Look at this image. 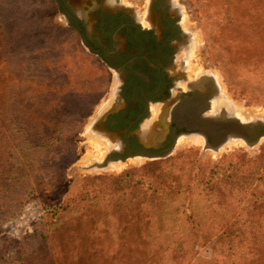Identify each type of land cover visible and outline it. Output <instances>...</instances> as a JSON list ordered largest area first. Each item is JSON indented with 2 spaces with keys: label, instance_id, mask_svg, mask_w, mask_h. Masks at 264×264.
Instances as JSON below:
<instances>
[{
  "label": "rangeland",
  "instance_id": "rangeland-1",
  "mask_svg": "<svg viewBox=\"0 0 264 264\" xmlns=\"http://www.w3.org/2000/svg\"><path fill=\"white\" fill-rule=\"evenodd\" d=\"M175 2L183 28L192 35L191 68L213 78L217 96L239 113V122H264V0ZM0 23L5 28L0 29V101L5 102L0 105V175L6 173L0 178V264H59L48 253L56 247L46 232L53 210L88 208L126 174L128 187L139 180L147 184L155 163L160 174L191 187L197 179H219L239 169L236 179L263 191L256 179L264 171V137L232 139L219 151L199 137H182L159 159L106 165L117 140L94 125L111 109L115 73L81 45L54 0H1ZM75 95L84 97V106ZM68 96L74 97L71 103ZM42 144L46 147L39 149ZM100 163L103 168H92ZM94 240L86 243L99 255L120 250L117 235ZM211 259L210 246L198 245L187 264Z\"/></svg>",
  "mask_w": 264,
  "mask_h": 264
},
{
  "label": "flooded vegetation",
  "instance_id": "flooded-vegetation-1",
  "mask_svg": "<svg viewBox=\"0 0 264 264\" xmlns=\"http://www.w3.org/2000/svg\"><path fill=\"white\" fill-rule=\"evenodd\" d=\"M54 1L81 45L115 73L111 109L94 125L117 140L107 160L164 157L182 137H199L206 147L213 146L204 133L173 122L179 114L190 118L191 128L201 120L239 122L217 96L213 78L191 68L192 35L182 26L175 0ZM213 103L218 107L215 113ZM239 123L251 127L253 135L246 139L229 135L222 147L232 139L250 142L264 136V127Z\"/></svg>",
  "mask_w": 264,
  "mask_h": 264
},
{
  "label": "trees",
  "instance_id": "trees-1",
  "mask_svg": "<svg viewBox=\"0 0 264 264\" xmlns=\"http://www.w3.org/2000/svg\"><path fill=\"white\" fill-rule=\"evenodd\" d=\"M0 29L5 31L1 23ZM72 99L68 96L67 103ZM75 99L85 105L83 96ZM51 135L48 131L47 137ZM150 167L154 172L147 184L139 180L128 187L126 174L95 204L96 198L89 201L88 208L53 210L46 232L56 247H49L48 253L53 252L59 264H187L196 246L209 245L210 264H264V171L256 179L263 189L258 193L250 183L236 179L239 169L219 174V179H197L191 187L160 174L157 163ZM101 201L106 205L99 207ZM233 214L236 218H228ZM103 234L104 239L117 235L121 244L117 255L102 256L94 245H87L90 238L95 242Z\"/></svg>",
  "mask_w": 264,
  "mask_h": 264
},
{
  "label": "water",
  "instance_id": "water-1",
  "mask_svg": "<svg viewBox=\"0 0 264 264\" xmlns=\"http://www.w3.org/2000/svg\"><path fill=\"white\" fill-rule=\"evenodd\" d=\"M107 113H104L102 115V117L97 119V121H95V124H96V122H97V124L100 123V121L102 119H104V117L106 116ZM175 118H177V122H176ZM174 121L176 124L184 123V125L186 126L188 131L196 130V131H200V132L204 133L207 137H209L211 139L213 146L208 147V148L212 149L213 151H219V149L223 145L222 144L223 140L225 139V137H227L229 135H231L232 137L237 136V137H241V138H245V139L247 137H251L253 135L251 127L242 126L241 123H239L235 119H231V120L222 119V120H214V121H212V120H201L199 126L193 127V128L187 127L189 122H191V120L188 116H181L179 114V115L173 117V122ZM180 121H181V123H178ZM255 125H260V126L264 127V122H256L254 124V126ZM170 153H171V151L168 152L167 155H169ZM147 158L151 159V160H156V159H159L160 157H150V158L147 157ZM104 163L106 165H110L113 162L106 159L104 161ZM92 168L101 169V168H103V163L96 164Z\"/></svg>",
  "mask_w": 264,
  "mask_h": 264
},
{
  "label": "bare ground",
  "instance_id": "bare-ground-1",
  "mask_svg": "<svg viewBox=\"0 0 264 264\" xmlns=\"http://www.w3.org/2000/svg\"><path fill=\"white\" fill-rule=\"evenodd\" d=\"M213 104H214V107H213V108H214V111H213V113H215V111L218 110V109H217L218 107L216 108V105H217V104H215V103H213ZM220 110H221V108H220ZM227 110H228V109H227ZM233 111H234L233 109H230V112H229L228 114H229V115H234V116H235L237 112H233ZM216 112H217V111H216ZM155 114H156V111H155ZM237 114L239 115V113H237ZM236 116H237V115H236ZM234 118H235V117H234ZM241 118H242V117H241ZM236 119H238V118H236ZM243 119H244V118H243ZM244 120H245V119H244ZM242 121H243V120H242ZM192 142H193V141H192ZM202 142H203V141H202ZM232 142L234 143V141H231V140H230V142H228L223 148L227 147V146H228L229 144H231ZM199 143H200V142H199ZM232 145H233V144H232ZM117 168H118V167H117Z\"/></svg>",
  "mask_w": 264,
  "mask_h": 264
}]
</instances>
